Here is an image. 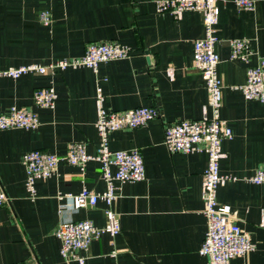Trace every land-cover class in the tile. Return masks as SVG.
<instances>
[{"label": "crops", "instance_id": "0c3cea01", "mask_svg": "<svg viewBox=\"0 0 264 264\" xmlns=\"http://www.w3.org/2000/svg\"><path fill=\"white\" fill-rule=\"evenodd\" d=\"M219 5V115L233 135L222 142L220 171L226 180L218 200L230 205L231 217L256 245L231 264H264V183L248 180L264 166V102L246 99L233 88L246 82L249 65L264 56V0H256L253 9L239 8L235 0H219ZM45 9L52 14L50 24L40 19ZM205 34L202 12L159 13L155 0H0V70L82 56L90 42L118 41L132 48L129 57L101 62L97 71L81 66L0 77V109L30 107L41 121L37 129L0 130V186L9 196L0 208V264H82L61 254L58 225L85 219L106 224L105 201L60 208V194L107 189L98 160L84 168L59 162L52 176L37 180L35 196L27 189L23 162L33 149L64 155L71 142H85L95 154L101 141L99 88L108 110L153 106L159 115L146 126L109 133L112 150L142 152L146 178L116 182L118 196L111 208L120 216L122 231L103 233L89 250L78 251L83 264H209L200 254L208 229L202 199L208 155L172 154L165 145L166 124L214 115L206 81L191 68L194 43ZM235 38L249 40L248 62L230 57ZM49 86L58 95L55 106L36 105L34 92Z\"/></svg>", "mask_w": 264, "mask_h": 264}, {"label": "built area", "instance_id": "2783aa9c", "mask_svg": "<svg viewBox=\"0 0 264 264\" xmlns=\"http://www.w3.org/2000/svg\"><path fill=\"white\" fill-rule=\"evenodd\" d=\"M239 8L253 9L256 0H235ZM159 13L170 12L178 17L187 10L200 11L204 14L205 37L194 43L192 69L202 73L214 115L201 119H181L165 125V145L170 153L206 152L208 165L204 174L202 199L208 229L200 249V254L208 257L209 264H231L233 258L244 256L256 247L249 232L231 217V207L218 200V188L226 180L220 171V161L224 156L222 142L233 135L232 128L219 115L223 95V82L218 72L221 56L217 51V24L220 16L219 0H155ZM45 24L52 22V14L45 9L40 13ZM231 58L248 62L252 53L250 42L246 38L231 40ZM132 54V48L118 41L90 42L82 56L63 58L49 64L30 63L10 66L0 70V77L18 78L35 72L45 74L69 67L87 66L97 71L101 62L122 59ZM233 88L243 92L246 99L264 102V56L247 69V80ZM54 86L39 88L34 92V103L41 107L53 108L57 99ZM96 127L101 141L95 154L87 150L85 142H71L64 155L51 153L42 149H33L24 154L23 162L27 173V189L31 196L36 194V182L41 178L52 176L59 162L66 161L84 168L88 161L101 163L102 177L107 182V189L102 192L87 187L77 194L64 193L59 198L63 201L60 208H82L96 205L100 200L108 204L106 224L98 226L92 220H74L61 222L56 234L61 239V254L65 258L78 259L82 264L85 257L78 251L89 250L94 239L103 233L112 236L122 231L120 216L111 208L118 196L116 182H136L146 178L145 160L139 149L112 150L109 146V133L119 129H135L148 125L159 115L153 106H140L125 110H108L104 106V94L101 88L96 95ZM41 124L39 115L30 107L11 106L9 112L0 109V130L10 128L37 129ZM113 167L116 169L113 170ZM256 184L264 183V166L256 169L249 177ZM9 201V196L0 186V208Z\"/></svg>", "mask_w": 264, "mask_h": 264}]
</instances>
